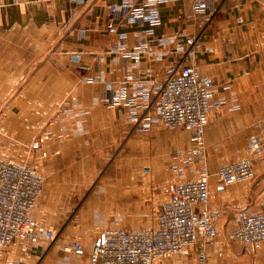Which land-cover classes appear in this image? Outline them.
<instances>
[{"label":"crops","instance_id":"crops-1","mask_svg":"<svg viewBox=\"0 0 264 264\" xmlns=\"http://www.w3.org/2000/svg\"><path fill=\"white\" fill-rule=\"evenodd\" d=\"M203 1L197 11L195 0H167L153 24L122 6L143 0H0V153L40 165L45 188L34 218L55 235L30 242L29 257L0 253V264H92L106 228L155 224L173 193V156L191 149L192 137L160 127L139 133L129 112H145L190 64L189 52L223 101L204 137L219 229L240 208H258L264 161L249 185L225 188L215 174L264 140V0ZM75 243L81 252L67 250ZM210 252V264H264V246Z\"/></svg>","mask_w":264,"mask_h":264},{"label":"built area","instance_id":"built-area-1","mask_svg":"<svg viewBox=\"0 0 264 264\" xmlns=\"http://www.w3.org/2000/svg\"><path fill=\"white\" fill-rule=\"evenodd\" d=\"M166 1L143 0L139 5L127 2L122 6L130 9L134 20L158 24L159 5ZM194 7L201 11L206 4L195 0ZM117 11V7H111L112 14ZM188 57L190 64L161 85L145 112H129L139 133H148L155 127L190 132L193 147L173 156V193L156 212L152 227L106 228L91 253L92 264H210L211 249L218 253L223 243L253 249L264 246V199L257 209L240 208L224 234L219 229L221 211L211 203L212 174L204 137L212 115L223 106V101L216 98L214 80L202 75L193 63L194 52H189ZM48 139L49 134L41 138ZM258 161H264L262 139L247 149L243 159L220 167L215 177L225 188L252 184ZM44 188L40 165L19 163L0 153V253L14 255L20 250L29 257L30 242H53L54 229L42 226L34 218ZM67 250L81 252L83 246L75 243ZM5 264H24V260Z\"/></svg>","mask_w":264,"mask_h":264},{"label":"rangeland","instance_id":"rangeland-1","mask_svg":"<svg viewBox=\"0 0 264 264\" xmlns=\"http://www.w3.org/2000/svg\"><path fill=\"white\" fill-rule=\"evenodd\" d=\"M10 157V159H16V161H18L19 159H21V158H18V157H15V156H9ZM25 159H30V158H25ZM153 215H154V212H153ZM140 222H141V220H140ZM149 227H152V225L150 226H148V228ZM231 250H232V248L231 249H228V253H230L231 252Z\"/></svg>","mask_w":264,"mask_h":264}]
</instances>
